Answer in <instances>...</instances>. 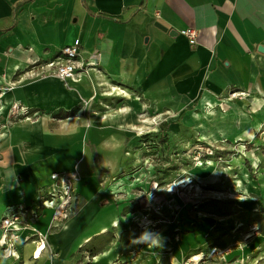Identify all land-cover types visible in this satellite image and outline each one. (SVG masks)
Wrapping results in <instances>:
<instances>
[{"label":"crops","instance_id":"1","mask_svg":"<svg viewBox=\"0 0 264 264\" xmlns=\"http://www.w3.org/2000/svg\"><path fill=\"white\" fill-rule=\"evenodd\" d=\"M73 44L87 64L80 80L66 86L38 76L39 65ZM234 93H246L244 101L227 98ZM96 113H108V123L95 125ZM152 118L173 142L185 131L189 140H221L262 130L264 0H0V220L10 207L34 210L58 191L53 173L77 177L80 205L63 222L48 207L25 222L0 264H156L153 254L171 251L160 244L162 231L158 245L140 247L152 258L135 256L141 238L129 227L132 212L106 200L118 193L100 183V171H127L124 153L140 145L139 127ZM37 233L45 249L35 259ZM179 249L191 248L183 240ZM175 253L162 264H178Z\"/></svg>","mask_w":264,"mask_h":264},{"label":"rangeland","instance_id":"2","mask_svg":"<svg viewBox=\"0 0 264 264\" xmlns=\"http://www.w3.org/2000/svg\"><path fill=\"white\" fill-rule=\"evenodd\" d=\"M244 96L246 93H234L227 98L244 101ZM162 123L152 118L139 127L146 138L140 137L138 147L129 144L122 158L124 163L130 161L126 172L117 171L112 175L100 171L105 192L121 177L140 172L122 185L123 193L106 199L125 205L132 212L129 227L132 229L135 225L141 238L135 256L152 258L147 252L150 250L144 253L140 247L152 243L163 231L165 238L160 244H171V251L165 246L166 250L162 248L153 254L158 255L156 264H162L163 256L175 253V248L179 251L183 240L191 249L182 255L175 253L178 264H264V125L249 139L207 140L197 135L189 140L191 133L185 131V138L167 143L171 152H176L169 163L158 153L157 139L163 130ZM177 129L176 124L170 125V130L177 132ZM58 175L61 183L65 176ZM66 175L73 180V197L79 198L74 191L77 177ZM145 204L165 208L161 215L150 212V223L156 224L153 229L143 230L144 214L138 218L135 215L143 212ZM202 231L206 244L200 246L196 239ZM195 256L198 260H194Z\"/></svg>","mask_w":264,"mask_h":264},{"label":"built area","instance_id":"3","mask_svg":"<svg viewBox=\"0 0 264 264\" xmlns=\"http://www.w3.org/2000/svg\"><path fill=\"white\" fill-rule=\"evenodd\" d=\"M187 37L191 41H195L196 33L190 31ZM80 45L73 44L63 47L56 58L46 61L38 66L39 74L41 77H52L61 80L66 85L70 82L80 80L83 75L86 74L87 64L80 61ZM62 182L59 183L58 173H53L51 176L55 188H62L63 190L54 191L47 193L46 197L40 198V203L34 210L32 207L16 206L10 207L6 210L5 215L0 220V229L4 236V246L0 249V258L7 259L11 258L14 253V241L17 238V234L24 227L25 222L28 220H35L40 217L45 208H52L54 210V221L63 222L73 216L79 209V201L77 197H73V180L70 175L64 173ZM59 186V187H58ZM154 205V204H153ZM143 212H137L135 215L140 217L142 214V221L144 222L143 230L148 228H155V223H150L149 215L150 212H154L156 215H161L164 206L157 205L156 207H150L149 204H145ZM33 238H37L38 247L33 257L38 259L45 249V237L37 233L32 235ZM31 236V237H32Z\"/></svg>","mask_w":264,"mask_h":264},{"label":"bare ground","instance_id":"4","mask_svg":"<svg viewBox=\"0 0 264 264\" xmlns=\"http://www.w3.org/2000/svg\"><path fill=\"white\" fill-rule=\"evenodd\" d=\"M77 81H75V83H76ZM111 91H114V96H117V97H123V98H125V99H130V96H129V94L126 92V91H124V90H122V89H120L119 87L117 88V87H111ZM107 97H111V96H113V95H111V94H109V95H106ZM132 99V98H131ZM133 99H136V98H133ZM136 101H137V99H136ZM105 110H111V107L110 106H108V105H105V104H103V105H101ZM128 111V110H127ZM120 113H123V112H120ZM128 113V112H127ZM108 114V113H107ZM107 114L105 113V115H104V113L103 114H101V113H96V116L98 117L96 120H95V125H97V126H103L104 124H107L108 123V117H107ZM200 127V126H199ZM127 129H129L130 131L131 130H134L135 128H127ZM129 178H131L129 175H126L124 178H122V179H119V181L116 183V184H114V185H112L111 186V190L110 191H112V192H114V193H122V190L124 189V188H122V185L123 184H125V183H127L129 180ZM160 237H158V236H156L155 238H154V240H153V245L154 246H156V245H158L159 243H160ZM194 260H198V257L197 256H195L194 257Z\"/></svg>","mask_w":264,"mask_h":264},{"label":"trees","instance_id":"5","mask_svg":"<svg viewBox=\"0 0 264 264\" xmlns=\"http://www.w3.org/2000/svg\"><path fill=\"white\" fill-rule=\"evenodd\" d=\"M162 128L163 130L157 139L158 140V153L161 155V157L169 161V159L172 158V156L175 155L176 152L172 153L168 145L169 143H171V140L169 138V135H167V129H166L167 126L162 125ZM170 162L171 161H169V163ZM166 169L169 170L170 168H166Z\"/></svg>","mask_w":264,"mask_h":264},{"label":"water","instance_id":"6","mask_svg":"<svg viewBox=\"0 0 264 264\" xmlns=\"http://www.w3.org/2000/svg\"><path fill=\"white\" fill-rule=\"evenodd\" d=\"M260 51H262V49H260Z\"/></svg>","mask_w":264,"mask_h":264}]
</instances>
